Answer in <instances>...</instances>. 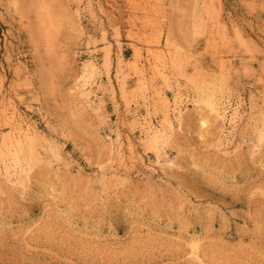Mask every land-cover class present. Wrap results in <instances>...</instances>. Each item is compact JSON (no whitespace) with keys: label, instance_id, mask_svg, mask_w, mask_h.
<instances>
[{"label":"rangeland","instance_id":"374dc122","mask_svg":"<svg viewBox=\"0 0 264 264\" xmlns=\"http://www.w3.org/2000/svg\"><path fill=\"white\" fill-rule=\"evenodd\" d=\"M0 264H264V0H0Z\"/></svg>","mask_w":264,"mask_h":264}]
</instances>
